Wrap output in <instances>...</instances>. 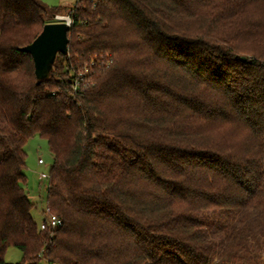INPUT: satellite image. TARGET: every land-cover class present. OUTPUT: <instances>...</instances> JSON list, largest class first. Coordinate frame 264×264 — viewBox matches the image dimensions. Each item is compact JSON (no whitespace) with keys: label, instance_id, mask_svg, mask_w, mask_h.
Instances as JSON below:
<instances>
[{"label":"trees","instance_id":"16d2710c","mask_svg":"<svg viewBox=\"0 0 264 264\" xmlns=\"http://www.w3.org/2000/svg\"><path fill=\"white\" fill-rule=\"evenodd\" d=\"M62 9L0 0V264H264V0H77L38 83L22 47Z\"/></svg>","mask_w":264,"mask_h":264},{"label":"rangeland","instance_id":"374dc122","mask_svg":"<svg viewBox=\"0 0 264 264\" xmlns=\"http://www.w3.org/2000/svg\"><path fill=\"white\" fill-rule=\"evenodd\" d=\"M51 7H62V12L67 13L71 10L77 0H41ZM62 13V14H64ZM56 21V19H52ZM27 152L26 158V182L24 187L30 199L34 202L32 213L36 221L40 224L44 219L48 220L49 216L46 213L47 208V188L48 180L40 179L41 173L49 174L53 164V154L49 149L48 141L36 134L29 139L25 146ZM42 158L43 162L39 163L38 159ZM260 245V254L264 258V244ZM257 246V244H255ZM5 261L11 264H24V253L16 246H9L5 253Z\"/></svg>","mask_w":264,"mask_h":264},{"label":"water","instance_id":"95a60500","mask_svg":"<svg viewBox=\"0 0 264 264\" xmlns=\"http://www.w3.org/2000/svg\"><path fill=\"white\" fill-rule=\"evenodd\" d=\"M69 28L66 21L48 22L31 43L22 47L32 55L38 83L51 74L57 53L67 52Z\"/></svg>","mask_w":264,"mask_h":264},{"label":"built area","instance_id":"2783aa9c","mask_svg":"<svg viewBox=\"0 0 264 264\" xmlns=\"http://www.w3.org/2000/svg\"><path fill=\"white\" fill-rule=\"evenodd\" d=\"M54 19H56V21H66V22H68L69 26H71L73 23L72 9L69 10L66 14H55ZM82 78H83V72H79L78 76H76L74 78V82H73V88L74 89L77 90L79 88V86H81ZM38 161H39V163H42L43 159L39 158ZM48 177H49V174H45V173H41V175H39V178H41V179L48 178ZM61 224H62V220L57 215L50 214L47 222H42L40 226H41V228H46V226H51L52 228H56V227L60 226Z\"/></svg>","mask_w":264,"mask_h":264}]
</instances>
